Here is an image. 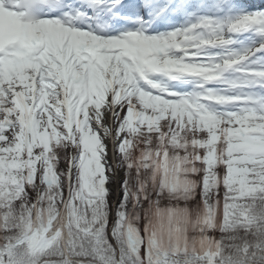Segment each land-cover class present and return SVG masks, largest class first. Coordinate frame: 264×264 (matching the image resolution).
<instances>
[{
  "label": "trees",
  "instance_id": "obj_1",
  "mask_svg": "<svg viewBox=\"0 0 264 264\" xmlns=\"http://www.w3.org/2000/svg\"><path fill=\"white\" fill-rule=\"evenodd\" d=\"M257 23L262 33V22ZM168 131H128L118 149V163L136 171L134 165L141 174H126L123 197L114 207L100 135H74L80 152L68 194V173L60 165L69 158L63 128L60 147L50 144L56 148L43 156L40 146L25 149L14 170L4 166L14 161L13 154L0 153V264H264L257 262L264 259V231H253L264 225V147L260 152L236 150L231 147L235 138L221 139L205 155L195 146L202 142L200 137L192 144L185 138L181 146V139ZM186 145L192 156L174 154ZM136 151L140 153L133 159L130 154ZM38 175L52 186L41 185L34 202L25 184ZM214 187L222 198L208 209L188 195L197 191L204 199L200 191L206 189L215 196ZM6 191L9 197H2ZM157 192L174 201L161 207L154 197ZM178 196L182 203H177ZM188 201L205 214L196 216L195 208L184 205ZM236 246L243 249L240 257L230 251L239 250Z\"/></svg>",
  "mask_w": 264,
  "mask_h": 264
},
{
  "label": "rangeland",
  "instance_id": "obj_2",
  "mask_svg": "<svg viewBox=\"0 0 264 264\" xmlns=\"http://www.w3.org/2000/svg\"><path fill=\"white\" fill-rule=\"evenodd\" d=\"M183 1H186L191 6L190 8L192 10L190 11V15L193 20L187 23L183 20H176L171 24L168 23L156 29L155 32L157 33L151 34V36L155 39L157 38V40L152 43L147 40H152L153 38L148 37L146 40L147 45L153 49L152 51L156 49L153 58L147 60L141 50L136 48V54L132 58L135 60H129L126 65L128 67L123 70V74H120L122 77L120 84H129V80L133 79V88L129 87L127 89L122 98V106L116 107V113L112 118L113 132L121 133L118 140L114 142V149L109 148L107 141L106 143L103 142L107 151L106 162L110 166L107 177L111 181L107 183V187L111 188L110 200L113 207L123 197L121 186L122 182L126 179V174L135 176L141 174L134 165L133 169L136 171H133L132 168H127L128 170H126V167L119 166L118 163V149L121 143L128 137V131L131 129H135L136 133L139 130L144 132L145 129L149 130V132H159L167 129L169 130L168 134L172 135V138L176 140L181 139V146L185 145L183 144L185 141H188L185 138H188L191 142L190 144H192V142H195L200 137L202 142L200 141L195 146L200 148L202 150L201 153L205 155H210L209 150H215L210 145L219 143L221 139L230 140L235 138V145L231 147L236 150L243 149L249 151L250 149L260 152L264 147V84H260L261 86L254 84L250 77L259 68L253 57L255 55L253 52L254 47L258 45L257 51L264 52V42H262L264 39V31L259 33L262 37L258 38L253 36L255 33H252V25H240L253 21L259 26L257 22L263 20L264 9L258 4L254 8L252 6L253 11L249 9L240 11L232 8L234 2L246 4L248 0ZM180 3L181 1L176 3V6L178 7ZM200 12L203 14V17H200ZM227 22L229 25L226 24ZM233 22L236 24H233ZM200 27L203 30L196 32V29ZM243 34L247 35L240 42L235 41V39L238 40L235 37L243 36ZM260 41L261 44L259 43ZM169 42L172 44L170 45L171 47L162 54L168 56L169 61H171L168 64L172 65L168 69L164 64L157 62L160 61L157 58L161 56L157 52L161 50L163 45H169ZM206 53L216 55L218 59L204 58ZM240 54H245V56L242 57ZM236 56L238 57L235 58ZM183 58L187 60L184 61ZM201 60L206 65L212 64L210 70L206 69L203 73L200 70L190 67L191 63L200 62ZM18 70L23 71V69ZM78 70L84 77L87 85L76 83V79L80 77V73L67 74L68 71L60 61L56 62L55 71L52 72L53 76L45 77L38 82V86H34L35 83L32 79V74H36L34 71H23L22 74L16 72L10 75L12 78L11 83H8V77H2V81L0 82V146L9 148V145H13L15 146V152L26 147L33 148L40 146V154L42 156L45 155V152L47 153L49 151L51 148L50 144H57L60 147L63 144V141L59 138L60 130L62 128L65 130V126H67L65 117H68V109L72 110L73 115L75 110L77 114H82L79 106L81 108L83 107L81 99L89 90V87L91 89L96 87V92H98V98L100 100H94L93 102L97 105L90 106L87 112L93 110L103 112L107 104L101 89V77L93 69H86L81 66ZM178 70L193 71L196 74L191 73L185 77H169V74L176 73ZM251 71L253 73L249 75L247 72ZM64 72H66V76H64ZM154 72H158L165 77L168 76L169 79L181 80L183 83L175 82L171 84L167 81H157L156 83L153 79L147 85L141 82L143 73L152 75V78H154ZM217 72L222 73L217 74ZM230 81L238 82V84L232 85L228 83ZM65 86L70 88L67 96L63 93ZM187 86L190 89L185 88ZM205 89L211 91H206ZM38 92H43L46 95L43 96L44 98L42 97V99L38 100ZM191 95L196 96V100H193V96ZM64 100H67L66 103ZM86 114L88 115V113H83L84 117ZM127 114L129 115L128 118L126 116ZM60 118L64 120L61 121ZM41 120H43L44 124L39 126ZM55 120H58L56 121L57 125L53 123ZM103 123L104 119L101 116H89V124L91 126L82 132L83 136L89 134L102 135L101 125ZM75 124L71 126L69 131L72 129L74 131ZM31 126H39V130L36 129L34 134L30 128ZM122 128L125 131L122 132ZM56 129L59 131L57 132ZM46 130L50 134L46 135ZM219 132L221 135H219ZM41 133L44 134V137ZM142 135L144 136L145 134ZM82 138L79 137V139ZM77 139V136L71 134L67 139L68 142L65 141L69 158L61 162L60 165L67 173L68 171L72 173L73 166L78 159L80 150L77 147ZM245 140L250 141L246 142ZM55 148L52 147L51 150ZM180 149L179 151H175L174 154H178L183 158L192 156L190 155L191 150L187 145ZM4 151L2 152L5 154H12L11 150L7 149ZM93 151L99 150L93 149ZM58 152L60 153L62 151ZM139 153V151H136V153H132L130 156L133 157ZM18 157L13 155L12 160ZM14 162L11 161L7 165L4 163L8 171H11V167L16 164ZM262 171L264 172V170ZM48 176L49 173L45 177L48 178ZM70 181L71 178H68V191L67 189L65 190L67 194L69 192V183L71 185ZM48 182L43 181V177L39 176L37 180L34 179L33 182L26 183L27 194H30L32 198L38 197L40 195L39 189L41 185L44 186L45 184L46 187L51 188L52 185H48ZM114 185L119 187L114 190ZM35 186L38 188V192H34ZM14 190L18 191L17 189ZM213 191L215 196L206 189L200 191L206 196L204 199L196 194L197 191L188 192V195L194 198L193 201L200 200L199 202H203L204 208L208 209V206L217 203L216 201L222 196L220 193L219 197H217L216 187L213 188ZM6 193L7 191L3 195ZM2 197H9V195L7 194ZM154 197L155 200H159V204L163 208L169 204V200L174 201L163 192H157ZM34 198L33 200L35 202ZM178 199L177 203H182L180 202L179 196ZM184 205H190L193 209L195 208L194 214L196 216L197 213L205 214L199 208H196L197 204L192 201H188ZM213 211L219 213L220 209L218 212L216 208ZM6 223L4 222V224ZM1 230L0 232L3 231ZM262 230L264 231V225H262V229L255 228L253 231L259 234ZM111 232L112 228L109 227L107 233L109 239L112 241ZM236 247L239 248L238 246ZM232 249L230 251L235 252L236 256H241L242 248L236 251ZM233 252L230 253L233 254ZM214 261L217 263V260ZM257 262L264 263V259ZM217 264H221V262Z\"/></svg>",
  "mask_w": 264,
  "mask_h": 264
},
{
  "label": "bare ground",
  "instance_id": "obj_3",
  "mask_svg": "<svg viewBox=\"0 0 264 264\" xmlns=\"http://www.w3.org/2000/svg\"><path fill=\"white\" fill-rule=\"evenodd\" d=\"M171 1L165 0L164 3L170 4ZM0 5H4L0 10V48H2L7 42L13 41L16 38L14 31L18 30L19 24L15 22L11 13L7 10L4 0H0ZM180 19L186 22L191 21L188 10L183 11V14L177 18V20ZM139 28L140 31L142 29L147 31L149 25L142 24ZM21 30L25 32V45L30 39L44 38L48 43L46 52L38 58L31 56L29 46L18 49L16 53V55L23 57V61L18 62V65L32 67L39 75L43 74L46 77L53 76L52 72L55 71L56 61L59 60H61L65 69L73 73H77V58L90 60L91 62L97 60L95 70L102 78V91L107 107L103 112L97 113L93 111L92 115H99L104 119L101 128L110 149H113L114 142L118 140L121 133L113 132L111 122L113 121L112 118L116 113V107H118L120 98L125 93L126 86L120 84V81H122L120 74L123 72L120 67L122 61L117 59L113 54H110L109 51L113 48H122L126 50V53H123L126 57L131 54L132 42L135 39L141 38L142 35L129 32L125 35V39L105 41L92 37L90 33L58 27L48 22L37 25H26ZM84 46L85 50L81 52V48ZM137 46L145 47L142 41L141 45L138 44ZM101 49H103V53L100 55L99 51ZM69 91V87L65 86L63 88L65 96L68 95ZM122 131L125 130L122 129ZM117 176L119 177V175ZM118 187L116 185L113 186L114 190Z\"/></svg>",
  "mask_w": 264,
  "mask_h": 264
}]
</instances>
